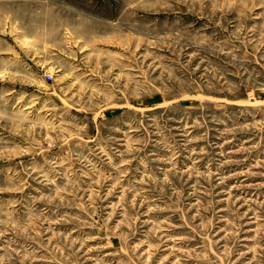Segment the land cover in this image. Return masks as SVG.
Masks as SVG:
<instances>
[{"label":"rangeland","instance_id":"obj_1","mask_svg":"<svg viewBox=\"0 0 264 264\" xmlns=\"http://www.w3.org/2000/svg\"><path fill=\"white\" fill-rule=\"evenodd\" d=\"M0 264H264V0H0Z\"/></svg>","mask_w":264,"mask_h":264},{"label":"built area","instance_id":"obj_2","mask_svg":"<svg viewBox=\"0 0 264 264\" xmlns=\"http://www.w3.org/2000/svg\"><path fill=\"white\" fill-rule=\"evenodd\" d=\"M48 76H49L50 78H52V75H51V74H48Z\"/></svg>","mask_w":264,"mask_h":264}]
</instances>
